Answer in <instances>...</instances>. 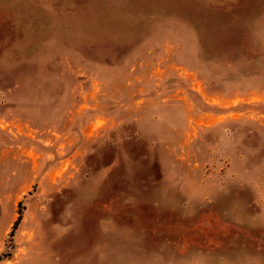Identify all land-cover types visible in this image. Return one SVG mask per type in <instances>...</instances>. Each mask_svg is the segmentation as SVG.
<instances>
[{"label":"rangeland","instance_id":"rangeland-1","mask_svg":"<svg viewBox=\"0 0 264 264\" xmlns=\"http://www.w3.org/2000/svg\"><path fill=\"white\" fill-rule=\"evenodd\" d=\"M0 264H264V0H0Z\"/></svg>","mask_w":264,"mask_h":264}]
</instances>
